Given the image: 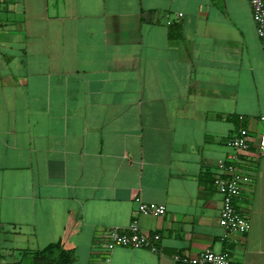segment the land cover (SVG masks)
Segmentation results:
<instances>
[{"label": "crops", "instance_id": "1", "mask_svg": "<svg viewBox=\"0 0 264 264\" xmlns=\"http://www.w3.org/2000/svg\"><path fill=\"white\" fill-rule=\"evenodd\" d=\"M263 127L247 0H0V264L59 241L92 264L97 236L132 221L158 252L116 247L109 264L208 249L264 264ZM241 128L243 152L228 145ZM232 156L249 230L225 239L212 177Z\"/></svg>", "mask_w": 264, "mask_h": 264}, {"label": "built area", "instance_id": "2", "mask_svg": "<svg viewBox=\"0 0 264 264\" xmlns=\"http://www.w3.org/2000/svg\"><path fill=\"white\" fill-rule=\"evenodd\" d=\"M256 27L260 48L264 53V0H247ZM181 17V14L177 15ZM252 137L246 129H239L233 134L228 142L234 151H246L249 148ZM256 149L264 156V127L257 136ZM220 164L221 173L212 177V185L221 195L222 203L219 212L218 224L224 230V238L229 236H242L249 230L246 217L238 212L234 202L239 197L244 184L250 179L240 172L232 160ZM165 207L155 204L139 203L140 214L163 216ZM92 253V264H109L110 254L116 247L132 249H147L157 253L161 236L158 233L144 234L140 231L136 221H132L126 228H111L97 236ZM173 260L182 264H234L227 252H215L204 250L195 256L174 255Z\"/></svg>", "mask_w": 264, "mask_h": 264}, {"label": "trees", "instance_id": "3", "mask_svg": "<svg viewBox=\"0 0 264 264\" xmlns=\"http://www.w3.org/2000/svg\"><path fill=\"white\" fill-rule=\"evenodd\" d=\"M26 255L31 260L30 264H73L74 258L73 250L66 249L61 241Z\"/></svg>", "mask_w": 264, "mask_h": 264}, {"label": "rangeland", "instance_id": "4", "mask_svg": "<svg viewBox=\"0 0 264 264\" xmlns=\"http://www.w3.org/2000/svg\"><path fill=\"white\" fill-rule=\"evenodd\" d=\"M256 138V137H254ZM1 230H0V234H1ZM9 243L5 240V238L1 237L0 235V254L4 255L5 258H9V254L8 252L5 251V249L8 247Z\"/></svg>", "mask_w": 264, "mask_h": 264}]
</instances>
